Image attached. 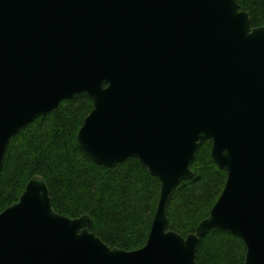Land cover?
Listing matches in <instances>:
<instances>
[{
  "label": "water",
  "instance_id": "1",
  "mask_svg": "<svg viewBox=\"0 0 264 264\" xmlns=\"http://www.w3.org/2000/svg\"><path fill=\"white\" fill-rule=\"evenodd\" d=\"M80 94L93 110L79 148L106 168L135 158L161 183L147 243L111 248L35 176L0 213V264H198L213 229L264 264V27L237 0H0V173L14 137ZM206 141L227 180L182 237L168 207Z\"/></svg>",
  "mask_w": 264,
  "mask_h": 264
},
{
  "label": "trees",
  "instance_id": "2",
  "mask_svg": "<svg viewBox=\"0 0 264 264\" xmlns=\"http://www.w3.org/2000/svg\"><path fill=\"white\" fill-rule=\"evenodd\" d=\"M252 28L264 27V0H237ZM93 110L86 94L60 104L56 112L28 124L8 147L0 173V213L19 201L28 182L41 176L54 210L69 218L89 215L90 231L111 248L133 251L147 243L161 183L135 158L114 168L93 162L78 146L77 135ZM206 141L192 164L194 177L175 190L168 207L169 230L194 233L220 198L227 173L211 157ZM242 239L219 229L201 238L198 264H244Z\"/></svg>",
  "mask_w": 264,
  "mask_h": 264
}]
</instances>
